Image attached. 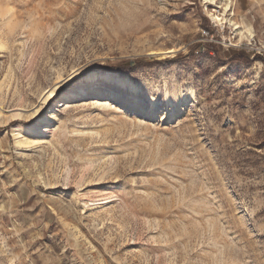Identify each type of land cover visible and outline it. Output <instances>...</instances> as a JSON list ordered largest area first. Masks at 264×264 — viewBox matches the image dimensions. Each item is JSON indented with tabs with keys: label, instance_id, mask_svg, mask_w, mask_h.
<instances>
[{
	"label": "rangeland",
	"instance_id": "obj_1",
	"mask_svg": "<svg viewBox=\"0 0 264 264\" xmlns=\"http://www.w3.org/2000/svg\"><path fill=\"white\" fill-rule=\"evenodd\" d=\"M0 44V264H264V0H0Z\"/></svg>",
	"mask_w": 264,
	"mask_h": 264
},
{
	"label": "bare ground",
	"instance_id": "obj_2",
	"mask_svg": "<svg viewBox=\"0 0 264 264\" xmlns=\"http://www.w3.org/2000/svg\"><path fill=\"white\" fill-rule=\"evenodd\" d=\"M216 19L218 21H220L222 18H217L216 17ZM170 50L171 49H169L167 51L169 52ZM95 76H96V74H94V73H91V74L85 76L83 78L84 85L88 84L90 82H93L95 80ZM101 77H102V80L105 81V80L108 79V74H102ZM59 82H60V80H58L56 82L57 84L55 83L56 85L54 87L49 88L48 90H46V91H44L42 93L41 98L39 100L40 101V105L47 103L53 97H55L56 90L59 87V84H58ZM130 85H131V91H134V88L132 87V83H130ZM82 95H84V91L83 90H80L78 92H71V93L66 92V91H62L61 94H60V101L54 102L53 106L50 109V111H48L47 114L42 115L41 117L37 116V114H38L37 113V109L36 110H32V111L31 110L28 111V110L23 109L21 107H17V108L12 109L11 114H9L10 118H13V119H19L20 118L21 119L25 114H26V116L30 115V116L35 118V121L33 123L28 124V125H23L22 124V127L17 129L18 131L15 133V135H17V137H15L16 138L15 142L18 145H20V146L22 145V147H25V148H29V147L35 145L36 142H37V140L34 139L35 136L40 134L43 131L44 127H49L50 125H52L55 122L54 118L49 116L48 114H53L56 111L57 104L59 102H63L62 100H72V99H75V98L80 97ZM63 105H64V103H63ZM37 107H39V106H36V108ZM4 111H5L4 108L0 104V118L2 117V114H3ZM23 132L26 135V138L20 139L19 135H20V133H23Z\"/></svg>",
	"mask_w": 264,
	"mask_h": 264
},
{
	"label": "snow or ice",
	"instance_id": "obj_3",
	"mask_svg": "<svg viewBox=\"0 0 264 264\" xmlns=\"http://www.w3.org/2000/svg\"><path fill=\"white\" fill-rule=\"evenodd\" d=\"M171 51H174V50H171ZM172 87H173V86H172L171 84H169V85L167 86V88H168L169 91L172 89ZM164 94H165V88H164L163 85H161V88L159 89L158 93H156V95H157V99L159 100V99H161L162 97H164ZM171 101H172V97H171V95H169V96L167 97V100H166L165 102H171Z\"/></svg>",
	"mask_w": 264,
	"mask_h": 264
}]
</instances>
